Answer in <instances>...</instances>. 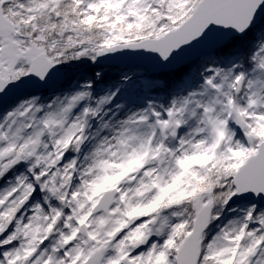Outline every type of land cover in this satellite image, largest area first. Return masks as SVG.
<instances>
[{
	"label": "snow or ice",
	"instance_id": "obj_1",
	"mask_svg": "<svg viewBox=\"0 0 264 264\" xmlns=\"http://www.w3.org/2000/svg\"><path fill=\"white\" fill-rule=\"evenodd\" d=\"M0 264H264V0H0Z\"/></svg>",
	"mask_w": 264,
	"mask_h": 264
}]
</instances>
